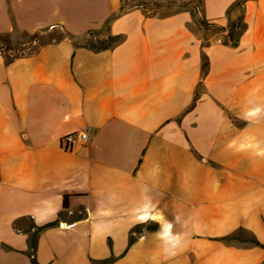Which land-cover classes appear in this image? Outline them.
Instances as JSON below:
<instances>
[{
	"label": "crops",
	"instance_id": "crops-1",
	"mask_svg": "<svg viewBox=\"0 0 264 264\" xmlns=\"http://www.w3.org/2000/svg\"><path fill=\"white\" fill-rule=\"evenodd\" d=\"M200 1L193 16L191 1L0 0V34L80 39L110 19L124 37L0 52V264H31L29 238L53 221L33 235L38 264H264V247L222 238L264 245V0L243 2L234 46L203 39L199 18L225 27L237 0Z\"/></svg>",
	"mask_w": 264,
	"mask_h": 264
},
{
	"label": "trees",
	"instance_id": "trees-1",
	"mask_svg": "<svg viewBox=\"0 0 264 264\" xmlns=\"http://www.w3.org/2000/svg\"><path fill=\"white\" fill-rule=\"evenodd\" d=\"M244 1L245 0H237L227 9L228 15H230V12L235 8H239V11L234 17H230V16L228 17V22H227V25L225 27H219V30L221 32L225 31V34L223 35V37L221 39V42L224 44H228V45H232V46L236 45L238 40H239L240 35L242 34V32L244 31V29L246 27L244 20H243V13H242V5H243ZM178 7H184V5L178 6ZM199 7L200 8H199L198 12L201 13V1H200ZM121 9H123L122 6H121ZM190 12L193 16L196 15L195 10H193L192 8H190ZM109 21H110V19H108L105 22V24L103 25V27L100 30H89L87 36L82 37L80 39H75V38L71 37L67 32L63 31L64 33L62 36L57 37V38L48 39L46 41L38 42L29 51H25L24 48H22L18 44H15V42H13L10 38V33H1L0 34V52L3 55L5 61L9 62V61H12L13 59H15L17 57L24 56V55H30L33 52H35L41 45H44V44L51 42L53 40H58L62 37H66V36L71 39L73 44L81 45V46L87 47V48L94 50V51L111 48V47L117 45L118 43H120L121 41H123L124 37L122 34H111L109 32ZM199 21H200L201 25H203L205 28L213 25V24L208 23L202 16L199 18ZM40 32H42V31H37V32L30 33V34H27V33H24V34L28 35L29 40H35ZM206 43H208V42H202L201 45H205ZM201 57H202L201 58V72H202V74H204L206 66H207V61L205 60V55L203 53L201 54ZM64 205H66V200L64 201ZM53 224H55V221L46 223V224L41 225V226H38L37 228H35L34 234L36 233V231L38 229H41V228H44L47 226H51ZM147 228H148V226H147ZM133 231L139 232L140 227H135L133 229ZM241 231L242 230H239V232H241ZM237 233H231V234L223 236L222 238L229 239V240L230 239H236L237 235H238ZM33 235H31V238H29V245H30L29 247L31 249L30 250L31 264H38L33 257V253H34L33 251H34V245H35ZM132 240H133V236L130 234L129 244L131 243ZM246 240L251 241L255 245H260V246L264 247V245L260 244L258 242V240L253 236H250V235L247 236ZM112 260H113V257H108V258H105L102 260L94 261L93 264H109Z\"/></svg>",
	"mask_w": 264,
	"mask_h": 264
},
{
	"label": "rangeland",
	"instance_id": "rangeland-1",
	"mask_svg": "<svg viewBox=\"0 0 264 264\" xmlns=\"http://www.w3.org/2000/svg\"><path fill=\"white\" fill-rule=\"evenodd\" d=\"M191 1V5H189L190 8H192L193 10H195L196 15L198 14V10H199V5H200V1L199 0H123L122 2V8L124 9H128L131 8L133 6H141L142 8H146L149 11H163L164 10H171V9H179L181 7L178 6H182L184 5V7L186 6V2H190ZM238 13V9H235L233 11V14L236 15ZM208 28V34L207 35H203V39L208 38L211 35H219V27L215 26V25H211ZM63 30L60 28H51L45 31H42L38 34L37 38L35 40H29L28 35L24 34L22 32L19 31H13L10 33V38L13 42H15V44H18L19 46H21L22 48H24L25 51H29L31 50L35 44H37L38 42H42V41H46L48 39H52V38H57L63 35ZM220 36V35H219ZM237 238L235 239V241L237 242H244L247 239V236L245 235V233L243 232H238L237 233Z\"/></svg>",
	"mask_w": 264,
	"mask_h": 264
},
{
	"label": "built area",
	"instance_id": "built-area-1",
	"mask_svg": "<svg viewBox=\"0 0 264 264\" xmlns=\"http://www.w3.org/2000/svg\"><path fill=\"white\" fill-rule=\"evenodd\" d=\"M87 139V132L84 130L69 132L60 138V147L63 150H71L76 142H84Z\"/></svg>",
	"mask_w": 264,
	"mask_h": 264
}]
</instances>
